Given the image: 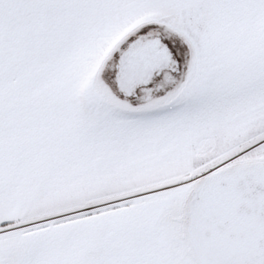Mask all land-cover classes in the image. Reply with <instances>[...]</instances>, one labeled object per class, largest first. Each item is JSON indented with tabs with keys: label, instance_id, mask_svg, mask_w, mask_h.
<instances>
[{
	"label": "snow or ice",
	"instance_id": "snow-or-ice-1",
	"mask_svg": "<svg viewBox=\"0 0 264 264\" xmlns=\"http://www.w3.org/2000/svg\"><path fill=\"white\" fill-rule=\"evenodd\" d=\"M0 264H264V0H0Z\"/></svg>",
	"mask_w": 264,
	"mask_h": 264
}]
</instances>
